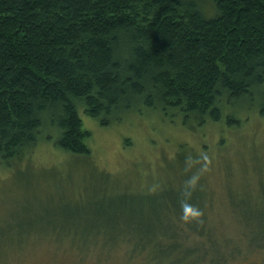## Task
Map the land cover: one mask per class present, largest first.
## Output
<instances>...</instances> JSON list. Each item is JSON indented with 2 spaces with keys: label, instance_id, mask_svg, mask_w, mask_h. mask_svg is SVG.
<instances>
[{
  "label": "trees",
  "instance_id": "trees-1",
  "mask_svg": "<svg viewBox=\"0 0 264 264\" xmlns=\"http://www.w3.org/2000/svg\"><path fill=\"white\" fill-rule=\"evenodd\" d=\"M137 106L191 130L222 119L235 130L234 107L264 115V0H0V164L53 134L88 156L80 114L107 126ZM190 196L148 203L139 233L120 238L157 262H226L234 251L188 212L201 208ZM182 214L194 237L169 221ZM252 249L264 252V233Z\"/></svg>",
  "mask_w": 264,
  "mask_h": 264
},
{
  "label": "rangeland",
  "instance_id": "rangeland-1",
  "mask_svg": "<svg viewBox=\"0 0 264 264\" xmlns=\"http://www.w3.org/2000/svg\"><path fill=\"white\" fill-rule=\"evenodd\" d=\"M228 114L239 119L235 130L225 119L183 128L142 106L107 126L81 113L90 155L60 150L53 134L0 164V264H166L120 237L139 233L148 203L187 192L202 229L234 251L222 264H264V252L247 251L264 233V115ZM183 217L169 221L194 237Z\"/></svg>",
  "mask_w": 264,
  "mask_h": 264
},
{
  "label": "clouds",
  "instance_id": "clouds-1",
  "mask_svg": "<svg viewBox=\"0 0 264 264\" xmlns=\"http://www.w3.org/2000/svg\"><path fill=\"white\" fill-rule=\"evenodd\" d=\"M185 207L192 216H198L199 215V211L197 209H195L193 206L186 204Z\"/></svg>",
  "mask_w": 264,
  "mask_h": 264
},
{
  "label": "bare ground",
  "instance_id": "bare-ground-1",
  "mask_svg": "<svg viewBox=\"0 0 264 264\" xmlns=\"http://www.w3.org/2000/svg\"><path fill=\"white\" fill-rule=\"evenodd\" d=\"M259 184V183H258Z\"/></svg>",
  "mask_w": 264,
  "mask_h": 264
}]
</instances>
